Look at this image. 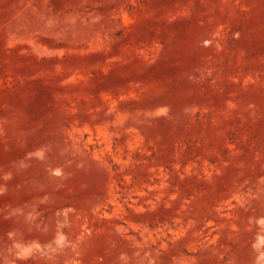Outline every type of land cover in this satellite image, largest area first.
Wrapping results in <instances>:
<instances>
[{"label": "rangeland", "instance_id": "rangeland-1", "mask_svg": "<svg viewBox=\"0 0 264 264\" xmlns=\"http://www.w3.org/2000/svg\"><path fill=\"white\" fill-rule=\"evenodd\" d=\"M0 264H264V0H0Z\"/></svg>", "mask_w": 264, "mask_h": 264}]
</instances>
